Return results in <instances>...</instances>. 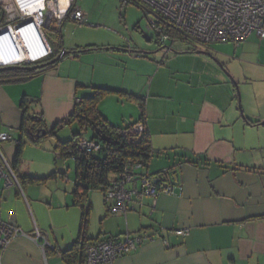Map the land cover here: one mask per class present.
<instances>
[{"label":"crops","instance_id":"obj_1","mask_svg":"<svg viewBox=\"0 0 264 264\" xmlns=\"http://www.w3.org/2000/svg\"><path fill=\"white\" fill-rule=\"evenodd\" d=\"M67 22L60 25L61 33H67ZM14 38L9 32L0 34L5 61L24 56ZM80 39L56 48L71 51L92 44L102 49L70 53L27 81L0 84V132L12 136L11 142H0L4 157L12 144L8 163L12 166L19 138L23 97L29 101L27 113L40 114L47 129L72 112L76 99L92 96L93 88L111 91L98 108L114 126H122L120 120L136 121L140 109L133 98H143L154 154L136 173L156 180L159 173L174 171L178 183H171L172 192L134 195L124 214L109 213L103 203L101 227L96 228L95 219L93 227L89 216V242L143 236L133 251L112 264H264V39L253 33L233 49L225 42L215 51L210 45L189 48L180 52L188 57L180 59L131 44ZM57 134L38 145L25 143L13 168L17 181H1L0 218L25 233L5 249L3 264H68L61 253L80 236L82 211L72 198L75 178L65 181L64 159L62 167L55 161L60 160L54 151L61 139ZM26 161L35 165L25 167ZM24 176L46 179L28 182ZM95 191L104 202L103 192L90 191L91 210ZM36 230L47 243L32 239Z\"/></svg>","mask_w":264,"mask_h":264},{"label":"built area","instance_id":"obj_2","mask_svg":"<svg viewBox=\"0 0 264 264\" xmlns=\"http://www.w3.org/2000/svg\"><path fill=\"white\" fill-rule=\"evenodd\" d=\"M136 1L147 8L145 17L148 20V28L153 30L160 43L170 40L168 33L170 29L180 31L183 37L203 45L227 41L238 45L253 33L259 39H264V0ZM5 2V6L0 3L2 11L0 34L8 29L17 33L37 19L38 28L48 46L47 54L35 61H26L27 64L35 63L51 53L43 27L56 25L57 28L66 20L76 24L87 22L86 13L76 0H5ZM3 65L9 64L0 62V66ZM134 130L142 131L143 126L138 123L134 126ZM11 139L10 133L0 132V142ZM101 146V143L85 136L78 141V147L86 153H96ZM141 167L143 166L140 163L129 162L125 170L107 186L104 191V203L109 213H126L134 195L138 193L155 196L159 192H172L171 183H157L148 175L136 173V169ZM3 178L6 179V184L17 181L11 165L0 150V185ZM176 182L178 183V177ZM175 233L180 235L184 231L177 230ZM20 235L25 233L12 222L0 218V264H3L2 255L5 249ZM32 239L47 243L37 230ZM143 239V236L138 234L126 235L123 239L104 237L90 241L84 252V263L112 264L118 257L133 251Z\"/></svg>","mask_w":264,"mask_h":264},{"label":"trees","instance_id":"obj_3","mask_svg":"<svg viewBox=\"0 0 264 264\" xmlns=\"http://www.w3.org/2000/svg\"><path fill=\"white\" fill-rule=\"evenodd\" d=\"M138 6L144 13L147 14V8L141 5L136 0H128ZM1 10V9H0ZM2 18V11L0 13V21ZM67 21V20H66ZM55 34L60 45L62 43V33L60 27H49ZM180 31L170 29V40H181L188 43H193V48L207 47V45L199 44L190 39L183 37ZM158 42V39L156 37ZM160 45L163 43L158 42ZM57 45V46H58ZM51 53L47 55L44 61L53 58L58 52V48L51 47ZM102 49L96 45H86L83 47H75L71 50L72 53H79L85 51ZM154 54V53H153ZM38 63V62H37ZM45 66L41 69H47L55 65ZM37 70H23L11 69L0 71V84L23 82L31 79ZM94 93L90 97L76 99L73 105L72 112L56 121L50 128H46L43 117L40 114L27 113V97H23L20 101V108L22 110L21 123L19 127V138L16 140L15 153L12 161V170L16 169L19 164L21 153L25 143L38 145L44 138L54 137L57 132L66 126L76 124L79 128L78 132L67 140H57L54 151L58 159L71 158L74 161V178L75 185L72 191L73 205L78 206L82 211V222L80 236L76 243L68 250L61 253V257L68 264H84V252L89 243V239L85 234L86 226L89 220L91 205L89 203V192L92 190H100L104 193L107 186L115 180L112 176H119L126 165L131 162L140 163L143 167H147L153 156V149L151 146L150 133L146 127L144 100L143 98L134 97L140 109L139 118L126 124L124 126H114L110 124L98 108L100 100L104 95L111 92L109 89L93 88ZM140 123L143 126L142 131L134 130V126ZM99 130V134L96 133ZM42 131L45 134L42 135ZM89 131V136L86 137V132ZM100 135L107 137V141H102ZM82 136L88 139L101 143V149L96 153H86L78 147V141ZM173 171V170H172ZM53 176V174H51ZM28 182H42L45 177H31L24 176ZM178 175L176 172L164 171L159 173L157 183L176 181ZM166 182V183H167ZM156 183V184H157Z\"/></svg>","mask_w":264,"mask_h":264},{"label":"rangeland","instance_id":"obj_4","mask_svg":"<svg viewBox=\"0 0 264 264\" xmlns=\"http://www.w3.org/2000/svg\"><path fill=\"white\" fill-rule=\"evenodd\" d=\"M79 6L87 12V25L76 24L74 22H67V33H62V42L64 44H69L74 42L76 38H81L80 40H89L93 41L91 43L99 44L103 42L105 44H110V46H121L126 47L128 44H131L132 47L137 46L140 49L147 51H155L154 55H163L165 52L175 53L174 57H188L186 54H181L180 52L185 51L189 48H193V43H188L181 40H167L165 43L160 45L157 40L155 33L152 29L148 28V20L147 17L144 16L143 11L136 6L135 4L128 2V0H76ZM5 6V0H1L0 2ZM84 11V12H85ZM85 12V13H86ZM148 17L150 15H147ZM56 27V25H54ZM91 27L88 30H80L81 28ZM7 32L13 35V30L8 29ZM69 32V33H68ZM3 33V32H2ZM43 33L49 42L50 46L54 49L59 44L57 39V34L54 33L52 29H48L43 27ZM149 41H148V40ZM69 42V43H68ZM18 42H16L17 44ZM223 44L222 42H213L209 43L210 50H216V48L220 47ZM225 44H229L231 49L234 48L233 45L235 43L231 41L225 42ZM18 45V44H17ZM18 49L20 50V46L18 45ZM180 53V54H179ZM47 58V57H46ZM45 58L39 61L38 63L44 62ZM48 60V59H47ZM46 60V61H47ZM3 61V57L0 54V62ZM22 62V63H21ZM179 63L184 62L183 60H179ZM11 63H21V65L27 64L24 56L16 58L14 60L8 61ZM34 64V63H32ZM228 74V73H227ZM234 82V80L232 79ZM241 89H243V85H241ZM240 95V99H242V92L240 91L239 86L237 87ZM111 99V98H108ZM118 122V121H116ZM132 122V119L120 120L119 124L124 126ZM117 125V124H115ZM78 126H66L62 130H60V134H57V138H61L60 140H66L71 137L72 133L70 131H77ZM57 132V133H58ZM63 134V135H62ZM89 131L86 132V137L89 136ZM64 136L65 139H62ZM49 139V138H48ZM45 139L43 142L48 141ZM9 140L8 142H11ZM10 144V143H9ZM7 145L9 148L6 149L5 157L11 162L12 160V144ZM35 151V150H33ZM24 156V155H23ZM31 157V155H29ZM22 160V159H21ZM62 167L63 161L55 160ZM25 167H33L34 163L31 161L22 162ZM65 164V165H64ZM63 170L66 172L65 181L68 179H73L74 177V161L71 158L64 159ZM47 172V171H45ZM43 172V173H45ZM49 183V182H48ZM54 185V184H49ZM92 201V210H91V225L94 227V219L96 223V228L101 227V223L105 221L103 218L105 212L104 202L102 201V196L100 192L95 191L90 195ZM107 224V222H106ZM105 224V226H106Z\"/></svg>","mask_w":264,"mask_h":264},{"label":"bare ground","instance_id":"obj_5","mask_svg":"<svg viewBox=\"0 0 264 264\" xmlns=\"http://www.w3.org/2000/svg\"><path fill=\"white\" fill-rule=\"evenodd\" d=\"M38 24L39 21L36 19L32 24L22 28L17 33H15L13 30L14 36L20 45L22 44L21 48L26 61H35L37 58L43 57L48 52V46L42 37V33L38 28ZM16 39L14 38L15 42H17ZM2 63L9 64L8 61H5L4 59Z\"/></svg>","mask_w":264,"mask_h":264},{"label":"water","instance_id":"obj_6","mask_svg":"<svg viewBox=\"0 0 264 264\" xmlns=\"http://www.w3.org/2000/svg\"><path fill=\"white\" fill-rule=\"evenodd\" d=\"M148 40V39H147ZM149 41V40H148ZM147 52V51H146ZM196 52L198 53H202V54H206L208 56H210L216 63H219L218 60L213 57L211 55L210 52L208 51H205V50H196ZM72 53L70 50H67L65 48H62L59 50V52L51 59L47 60V61H44V62H41V63H34V64H24V65H20V64H9V65H3V66H0V71H5V70H11V69H23V70H38V69H41L45 66H48V65H52L54 63H57L58 61H60L65 55H68ZM149 54H153L155 53V51H148ZM232 80V78H231ZM235 84V83H234ZM237 93H238V96H239V91L237 89ZM261 125H264V121L263 122H260ZM96 133L99 134V130H96ZM45 134V131H42V135ZM100 139L102 141H107V137L104 136V135H100ZM156 182V180H155Z\"/></svg>","mask_w":264,"mask_h":264},{"label":"clouds","instance_id":"obj_7","mask_svg":"<svg viewBox=\"0 0 264 264\" xmlns=\"http://www.w3.org/2000/svg\"><path fill=\"white\" fill-rule=\"evenodd\" d=\"M47 42H48V41H47ZM49 46H50V45H49ZM46 57H47V56H46ZM46 57H45V58H46ZM43 59H44V58H43ZM41 60H42V59H41ZM41 60H39V61H41ZM39 61H37V62H39ZM37 62H35V63H37ZM31 64H32V63H31ZM20 65H21V63H20Z\"/></svg>","mask_w":264,"mask_h":264},{"label":"flooded vegetation","instance_id":"obj_8","mask_svg":"<svg viewBox=\"0 0 264 264\" xmlns=\"http://www.w3.org/2000/svg\"><path fill=\"white\" fill-rule=\"evenodd\" d=\"M0 13H1V10H0ZM11 64H14V63H11Z\"/></svg>","mask_w":264,"mask_h":264}]
</instances>
